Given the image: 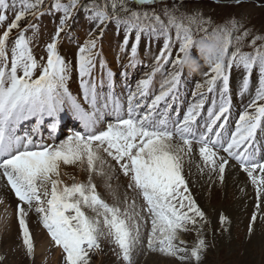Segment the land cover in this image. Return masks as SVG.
<instances>
[{"label": "snow or ice", "instance_id": "1", "mask_svg": "<svg viewBox=\"0 0 264 264\" xmlns=\"http://www.w3.org/2000/svg\"><path fill=\"white\" fill-rule=\"evenodd\" d=\"M19 2L22 7L17 11V0L11 3L0 0V27L4 29L0 33V178L18 200V225L26 254L34 253L27 215L35 211L51 240L66 254L64 264H90L91 254L101 249L102 240L114 246L113 251L124 264H134L133 255L145 241L146 251L175 258L179 264H190L193 260L199 264L207 247L200 233L208 220L184 175L185 157L191 156L193 144L198 146L210 180L215 173L223 183L226 168L238 166L254 187L257 209L264 204V35H255L246 42L252 32L243 29V24L235 18L208 31L205 26L213 24L211 18H204L199 11H181L184 0H174L171 8L166 0H67L64 3L52 0L50 8L45 0ZM161 2L165 6L160 13L154 8L142 9L143 5ZM243 2L235 0L237 5ZM132 4L137 7L132 8ZM80 8L94 22V30L77 46L75 70L80 94L74 95L69 88L72 61L60 53L58 45L62 33L65 37L69 35ZM7 11L15 12L11 22H7ZM57 12L62 15L51 42L46 45V60L42 57L38 61L31 45L39 25L29 23L20 29V22L28 16L39 20L43 15ZM109 23L116 25L118 33L124 32L116 59L125 78L127 70L140 62L137 46L142 36L149 42L161 37L164 40L152 71L134 89L128 88L126 94L116 91V73L108 66L103 51L102 38ZM193 27L203 33L200 37L212 35L221 39L223 59L209 65V71L203 73V83H197L192 93L194 102L182 118L178 111L174 117L173 105L180 100L179 86L183 82L180 72L169 73L160 84L159 94L150 103L147 98L154 76L170 62L173 42L170 33L175 30L179 53L184 54L196 40ZM14 29L18 30L15 38L11 35ZM29 29L32 37L26 35ZM132 33L135 43L131 45V55L127 63H120ZM171 62L180 65L181 57L178 55ZM234 69L244 73L239 96L250 92L254 70H258V86L248 96L231 130L230 74ZM209 102L206 116H202ZM64 112L80 122L81 130L58 144H47L42 136L37 140L41 125L47 120L50 133L54 132ZM29 120L34 121L31 129L21 134V125ZM49 138L54 139L51 134ZM108 158L129 178L128 188L142 197L139 208L134 200L129 204L127 197L123 209L109 205L97 192L92 175L111 178L106 169L114 171V166ZM62 164L86 169L87 182L65 184L60 179ZM85 209L95 215L89 216ZM218 219L221 224L227 221L222 213ZM256 220L254 213L249 234ZM192 229H196L199 238L189 249L180 234ZM3 259L0 257V261Z\"/></svg>", "mask_w": 264, "mask_h": 264}, {"label": "rangeland", "instance_id": "2", "mask_svg": "<svg viewBox=\"0 0 264 264\" xmlns=\"http://www.w3.org/2000/svg\"><path fill=\"white\" fill-rule=\"evenodd\" d=\"M6 2L11 3V0H6ZM61 2L64 3L67 2V0H61ZM166 2L167 6L171 8L174 0H166ZM45 3L50 8L52 0H45ZM130 6L132 8L137 7L135 4ZM164 6L165 4L163 2L154 5L146 4L142 6V9L151 10L154 8L157 13H160ZM21 7V3L17 0L16 10L19 11ZM181 11L186 13L199 11L204 18H211L213 24L210 27L205 26L208 27V31L235 18L243 24V29H249L252 32V35L247 37L246 42L250 41L255 35H264V0H245V2L239 5L235 3V0H184ZM6 15L8 17L7 22H11L15 12L7 11ZM61 15L62 14L59 12L55 15L46 14L41 16L39 20L28 16L20 22V29L26 28L29 23L39 25L38 33L31 45L33 54L38 61H40L42 57L46 60V45L51 42V38L56 30V25L59 23ZM30 18L31 20H29ZM3 30L4 29L0 27V33H2ZM90 30H94V22H90L86 18V13L83 8H80L75 13L69 35L65 37L63 33L61 34V40L58 45L59 51L67 59L71 60L73 65V72L69 81V88L72 92L76 85H79L78 72L75 70L77 46L78 44L82 45L84 43ZM192 30L194 39H198L203 35L202 32H197L195 27H193ZM17 34L18 30L14 29L11 35L15 38ZM170 34L173 36L170 62L165 64L161 72L154 76L152 91L148 98L151 96L152 99L154 98V90L159 93L160 84L167 78L169 73L180 72L181 76L183 73V85L181 84L182 86H179V93L182 92L181 90H184L182 97H186L184 101L185 109H183L180 115V108L175 106L172 112L174 117L177 115V111L182 117L188 106L194 102L192 93L196 91L195 86L197 83H203L205 79L203 73L209 71V66H204L199 74L192 75V77L182 71L180 65L174 66L171 61L176 60L178 55L182 57L183 54L179 53L180 42L175 39V30L173 29ZM26 35L32 37V30L29 29ZM123 39V30H119L118 33L116 25L109 23L105 30V35L102 38V45L108 61V66L116 73L114 76V83L119 91H122V89L125 90L129 83L128 77L125 78L119 76L121 74H117V72L121 73V68L117 70L114 66V64L118 62L116 57L120 52V45ZM163 42L164 40L162 37L159 40L149 42L146 37L142 36L137 46V57L140 62L135 67L139 74L133 79L132 85L134 81L146 78V74L152 71V65L155 63L154 58L159 54ZM133 43H135V33L129 35V45L122 54L124 59L121 63L127 62V58L131 55V45ZM245 50L251 51L250 48H246ZM193 55H195V51H193ZM38 74L39 73H37V75ZM243 75L244 73L238 69H234L230 74V89L233 96V106L230 110V115H232L235 121L238 120L244 105L247 104L248 96L254 94L255 88L258 86V70H254L250 80V92L244 97L239 96L238 92L242 84ZM138 76L140 78L136 79ZM74 77L76 81L73 80ZM184 77L191 78L187 81V78L185 79ZM179 105L182 107V104L179 103ZM205 105L206 108H208L210 102ZM161 106H163V102ZM205 112L207 113V111ZM206 113L204 116H206ZM69 115H71V113ZM233 125L235 126V122ZM30 129H25L23 132ZM23 132H21V134H23ZM68 135L70 134L64 133L61 138H54L53 143H60L65 140ZM42 137H44L45 140L46 136L43 135ZM108 160L114 166V171L112 169H106L111 176L110 179L107 176L92 175V181L95 183L96 190L101 198L109 205H119L122 209L125 206V197H127L129 204L134 200L138 208L142 206L143 201L140 194L128 188L129 178L124 176L119 165H117L115 161H112L111 158H108ZM201 160L202 158L200 157V162L204 165ZM230 163L234 164V161H230ZM207 169L206 167V170ZM60 173V179L68 185L74 182H87L89 175L86 169H82L79 165L62 164ZM184 175L188 181L192 196L205 212L208 220V223L203 225V231L200 233V236L205 239L207 247L199 264H264V219L260 218L264 216V204H261L260 209H257L254 187L246 173L239 170L237 166L235 168H226L223 183L215 173L211 174V180L209 179L210 174H208L207 177L202 180L192 181L191 176L194 175L192 164L190 162L188 164L184 162ZM5 184L6 181L0 178V199L4 200L2 203L5 206L4 216H6L4 220L5 225L3 226L2 222L3 228H0V257L4 258L0 261V264H64V256L66 254L63 253L62 248L51 240L47 230L39 223L35 211H29L27 215V223L34 238L33 255L28 256L26 254V249L22 244L21 237H18L16 243L4 241L5 238L12 235L15 229L20 231L17 215L18 200L14 192L10 190V186L5 187ZM108 185H110V187H108ZM1 189L7 191L6 196H3ZM246 194H248L247 197H245ZM24 207L27 209V205H24ZM85 211L89 216L95 215L91 210L85 209ZM221 213L227 217V221L223 224H221L218 219ZM254 213L257 215V220L252 224L253 232L249 234V226L252 223L251 217ZM1 215L2 212L0 211V217ZM141 233H144L143 224L141 226ZM198 238L196 229L180 234V239L185 241V246L189 249L195 246ZM101 245L102 247L100 250L91 254L90 264H124L122 259L118 258L116 252L113 251L114 246L110 244L108 240H102ZM145 245L146 241L142 243L134 253V264H179L175 258H168L157 253L146 251ZM190 264H196V261L193 260Z\"/></svg>", "mask_w": 264, "mask_h": 264}, {"label": "clouds", "instance_id": "3", "mask_svg": "<svg viewBox=\"0 0 264 264\" xmlns=\"http://www.w3.org/2000/svg\"><path fill=\"white\" fill-rule=\"evenodd\" d=\"M222 59L221 39L218 36L209 35L195 40L192 47L181 57L180 68L190 76L197 75L204 66L219 63Z\"/></svg>", "mask_w": 264, "mask_h": 264}, {"label": "bare ground", "instance_id": "4", "mask_svg": "<svg viewBox=\"0 0 264 264\" xmlns=\"http://www.w3.org/2000/svg\"><path fill=\"white\" fill-rule=\"evenodd\" d=\"M72 34H73V32H72ZM112 63H114L113 61H111ZM128 62V61H127ZM127 62H125V63H127ZM121 63V62H120ZM114 66H115V68L118 70V69H120L121 67L119 66V63L117 62L116 64H114ZM136 67V66H135ZM129 68L127 71H128V81H129V83H128V86L125 88V90L124 89H122V91H119L118 89H117V86H116V91L118 92V93H124L125 94V91H127V89L128 88H130V86H132V82H133V79L136 77V75H138L139 73H138V71H137V69L136 68ZM117 74H120V72H117ZM79 77V76H78ZM76 78L74 77L73 78V80L74 81H76L75 80ZM135 85H136V83L134 84V86H133V89L135 88ZM72 91V90H71ZM74 95H79L80 94V89H79V85L77 84L76 85V87H75V89L73 90V92H72ZM203 111H204V109L202 110V113H203ZM66 113V112H65ZM63 115H64V113H63ZM203 116V115H202ZM29 122H31V120H29V121H25L23 124H27V123H29ZM22 124V125H23ZM22 125H21V128H20V132H21V130H23L22 128ZM60 125H62L61 123H59V126ZM44 128V125H41V127H40V131H39V136H37L36 137V139L37 140H39L40 138V136H43V135H45L44 133H45V130L43 129ZM78 128V127H77ZM76 128V129H77ZM76 129H74L75 131H76ZM25 130V129H24ZM73 130V131H74ZM46 136V135H45ZM44 138V137H43ZM44 142L45 143H47V144H50V143H52V140L49 138V137H47L46 136V138H45V140H44ZM262 151H264L263 149H262ZM202 161V160H201ZM185 162H186V164H188L189 162L192 164V171H193V173H194V175H192L191 176V179H192V181H194V180H202L203 178H206L207 177V175L209 174V171H208V169L206 170V167H204V165H202L201 164V162H200V156H199V151H198V146L197 145H195V144H193V151H192V154H191V156L190 157H185ZM201 169H203V171H201ZM1 192H2V194H3V196H6V193H7V191H3L2 189H1ZM248 196V194H246V196L245 197H247ZM3 200V199H2ZM4 201V200H3ZM0 211L2 212V215H1V217H0V228H3V226L5 225V223H4V220H5V218H6V216H4V214H5V206H4V204L3 203H0ZM2 222H3V226H2ZM2 226V227H1ZM18 237H21V233H20V231L18 230V229H15L14 231H13V233H12V235L11 236H9V237H7V238H5L4 239V241L5 242H13V243H16L17 241H18ZM9 238H11V239H9ZM2 240V239H1Z\"/></svg>", "mask_w": 264, "mask_h": 264}]
</instances>
